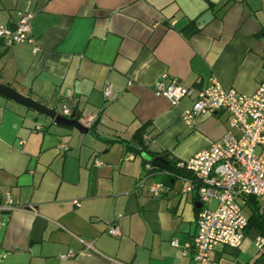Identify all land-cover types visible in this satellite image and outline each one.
I'll use <instances>...</instances> for the list:
<instances>
[{
	"label": "crops",
	"instance_id": "crops-1",
	"mask_svg": "<svg viewBox=\"0 0 264 264\" xmlns=\"http://www.w3.org/2000/svg\"><path fill=\"white\" fill-rule=\"evenodd\" d=\"M24 14L31 42L0 40V83L74 113L94 135L0 95V202L8 193L33 207L1 216L0 264H194L181 246L196 232L197 191L143 162L151 152L191 157L223 135L228 113L188 124L181 114L194 94L170 104L154 82L164 75L197 90L214 76L253 92L264 79V0H0L1 25ZM192 23L197 31L185 35ZM143 124L141 147L133 135ZM152 182L163 185L157 197ZM261 236L251 223L238 247L218 243L203 264H264Z\"/></svg>",
	"mask_w": 264,
	"mask_h": 264
},
{
	"label": "built area",
	"instance_id": "built-area-1",
	"mask_svg": "<svg viewBox=\"0 0 264 264\" xmlns=\"http://www.w3.org/2000/svg\"><path fill=\"white\" fill-rule=\"evenodd\" d=\"M29 18V14H24L13 26L0 24V40L6 45L31 42ZM164 78L162 75L154 82V92L163 95L170 104L178 103L185 95L194 94L193 104L181 114L188 124L198 114L217 110L228 113V128L220 138L191 157L176 162V167L189 172V176L167 171L182 179L187 184L185 189L197 191L200 208L196 232L189 242L181 246V255L191 254L194 264H203L210 259L216 244L239 246L248 219L243 206L249 199L255 200L257 212L264 214V79L253 92L243 93L234 88H224L214 76L197 90L174 80L165 84ZM104 94H107V89H104ZM61 114L69 115L70 107L63 104ZM149 166L150 163L145 164L147 169ZM162 187V183L152 182L149 191L157 197ZM212 200L216 204L210 208ZM73 203L79 204L76 199ZM17 209L33 210V207L19 205L6 193L0 202V226L3 223L1 216ZM109 234L119 235V227L113 224ZM256 242L259 248L264 246V236ZM169 243L172 247H180L175 237ZM72 254L70 251L63 257ZM4 256L0 253V260Z\"/></svg>",
	"mask_w": 264,
	"mask_h": 264
},
{
	"label": "water",
	"instance_id": "water-1",
	"mask_svg": "<svg viewBox=\"0 0 264 264\" xmlns=\"http://www.w3.org/2000/svg\"><path fill=\"white\" fill-rule=\"evenodd\" d=\"M211 18V11L207 10L204 12L198 19L196 20V23L198 25H202L207 20ZM0 95H3L11 100H13L16 103H19L27 108L33 109L37 111L38 113H41L43 115H46L50 117L51 119L54 120L55 123L61 124V125H66V126H73L75 127L79 132L82 133H90L94 135V132L92 130H89L87 127L82 126L74 116V113H71L69 118H65L59 114H56V112L48 107H45L44 105L38 103L37 101H34L33 99L24 96L17 91H15L13 88L10 86L0 83ZM159 161H163V156H156L155 157ZM199 206V203H198Z\"/></svg>",
	"mask_w": 264,
	"mask_h": 264
},
{
	"label": "trees",
	"instance_id": "trees-1",
	"mask_svg": "<svg viewBox=\"0 0 264 264\" xmlns=\"http://www.w3.org/2000/svg\"><path fill=\"white\" fill-rule=\"evenodd\" d=\"M196 31H197V28L192 23L191 26L188 25L187 28L183 30V33L185 35H190ZM76 115H78V113H76ZM145 126L146 124L141 125L139 128H137V130L135 131L133 135V140L136 142V144H138L141 147L143 146L142 136L144 133ZM150 154L152 156L151 159L143 162V164H146L148 162L150 163L149 169H147L148 172H153V171L154 173L161 172L167 178L174 177L172 174H168L167 171H172L173 173L175 172V174L178 173L181 175H186L187 172H185L183 169L177 168L175 165L176 162L179 161V159H175L174 157H169L168 154H163L162 155L163 161H159L155 158L156 157L155 152H151ZM251 200L252 199H249L248 201H251ZM260 216L261 215L257 212V208L255 209L253 206H251L250 214L247 219V226L250 225L251 223L256 224L259 227V229L261 228V231L264 232V230H262L261 224L259 223Z\"/></svg>",
	"mask_w": 264,
	"mask_h": 264
},
{
	"label": "rangeland",
	"instance_id": "rangeland-1",
	"mask_svg": "<svg viewBox=\"0 0 264 264\" xmlns=\"http://www.w3.org/2000/svg\"><path fill=\"white\" fill-rule=\"evenodd\" d=\"M145 158H147V157H145Z\"/></svg>",
	"mask_w": 264,
	"mask_h": 264
}]
</instances>
